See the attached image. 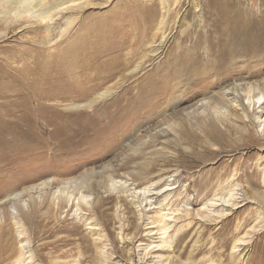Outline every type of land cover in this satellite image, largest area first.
<instances>
[{"label": "rangeland", "instance_id": "rangeland-1", "mask_svg": "<svg viewBox=\"0 0 264 264\" xmlns=\"http://www.w3.org/2000/svg\"><path fill=\"white\" fill-rule=\"evenodd\" d=\"M88 1L89 6L75 12L78 21L58 44L60 48L76 31H84L79 28L82 23H107L112 18L128 22L129 13L142 10L144 15L143 9L150 4L149 0ZM176 1L175 7L170 0L172 11L164 39L155 28L149 34L154 36L150 45L142 43L141 33L135 34L137 44L130 51L131 39L123 50L125 67L120 76L102 84L99 91L89 92L84 102L79 99L51 107L58 115L56 126L37 123L31 137L10 133V128L0 129V255L10 245V264L17 260L24 264H140L143 252L137 254L139 241L144 246L159 242L156 237L144 236L142 216L156 218L162 204L171 216L167 233L173 243L170 248L153 251L144 264H264V0ZM156 8L158 19L161 6ZM71 15L53 24L51 34L63 29L65 18ZM5 21L0 14V32L9 22ZM28 23L32 25L19 20L18 32L10 33L2 44L41 46L39 39L46 29L39 28L41 34L32 33L25 26ZM24 26L26 30L20 31ZM164 40L159 54L152 56L151 51ZM182 57L190 60L191 70L183 83L177 79L166 83L172 88L177 81L179 84L171 99L170 90L162 98H147L148 102L156 101L152 110H140L141 116L126 117L116 126L106 127L105 120H100L97 112L111 100L124 94L128 98L137 95L149 76L158 71V77L179 59L180 64L186 62ZM107 88L112 90L108 98L89 108H71L95 99ZM234 95L238 99L234 100ZM248 96L263 97L253 108L247 104ZM209 112L220 120L216 121L218 133L213 135L203 132L208 124L203 115ZM89 116L97 117V122H89ZM74 118L85 120L88 127L99 130V135L82 142H76L79 136H74L71 144H63L68 132L57 129L59 121L70 124ZM185 127L200 140L195 142L189 133L184 139L179 132ZM151 133L159 135L149 139ZM110 164L114 166L111 172L88 175ZM82 176L89 188H68L64 194L80 190L87 203L76 206L67 200L58 206L53 192L61 190L64 180ZM45 181H50L49 187L43 186ZM143 188L151 192L149 199L140 203L142 196L137 198L134 192ZM230 188L235 209L226 212L217 206L208 212L203 208L215 195L225 198L222 192ZM15 193L20 197L10 205L15 203L22 229L8 213L10 205L3 203ZM84 214L89 221L80 220ZM177 228L180 232L174 235ZM180 233L184 237L177 247L175 240ZM65 239L73 242L64 245L61 240ZM240 239L247 242L234 250V243ZM55 241L59 251L54 252L52 245L40 249L44 243ZM66 250L70 255L54 262ZM41 254L46 255L45 261Z\"/></svg>", "mask_w": 264, "mask_h": 264}, {"label": "bare ground", "instance_id": "bare-ground-1", "mask_svg": "<svg viewBox=\"0 0 264 264\" xmlns=\"http://www.w3.org/2000/svg\"><path fill=\"white\" fill-rule=\"evenodd\" d=\"M149 1L150 4L143 9L144 15L141 13L142 10L139 12L140 14H134L136 11L131 12L129 13L130 20L128 22L126 20L115 21L116 18H112V20H109L107 23L100 21L93 24H80L79 28L84 31L82 33H80L81 31H76V35L72 36V39L61 48L58 44H60V42L65 39L67 35H69L73 29L74 22L78 21L77 14L74 16L75 12H79L89 6L90 3L88 0H5L2 3L0 2V8H3V10L0 11L1 17H4L7 21H9L6 23L3 31L0 32V53H4V55L0 57V129L10 128V133L11 131L21 132L25 136L31 137L30 134H32L31 132L37 128V123L42 122L47 125L56 126L54 121L58 123L56 120V116L58 115L51 109V107L54 105H60L64 102L74 103V101H78L79 99L84 102L83 98H86L85 95H90L88 94L89 92L95 93L96 90L102 86V84L115 78L117 75L120 76L125 67L123 63V57L125 56V54H123V50L128 47L127 45L131 39L134 40V43L129 46L130 51L131 48H134L137 44V41L134 39L135 34L141 33L143 36L142 43L144 42L150 45L149 42L153 41L154 36H149V34L151 30L155 28L157 32H160L161 38L164 39L166 20L169 13L172 11L169 6L170 0H158V4L156 3V0ZM172 2L175 7L178 6V2L176 0H172ZM158 5L161 6V13H159L160 17L158 18L159 20L157 19L158 11L156 8ZM71 13H73V16L71 15L65 18V27L63 29H59L57 34H51L49 31L50 27L57 21L64 19L66 14ZM22 19L32 23V25H30V23L25 25L28 29H31L32 33L36 31L41 34V31L38 29L42 27L46 29L45 33H42L43 36L39 39L41 46L26 47L20 42L16 43L18 44L17 46L2 44L8 40L7 37L10 33L15 34L18 32L16 31V24ZM156 20L158 21L155 22ZM234 24L235 22H232L230 25L234 27ZM33 25L34 27H32ZM21 30H26V27L20 29V31ZM165 40L160 41V43L156 45L157 48L154 49V51H151L150 54L152 56H157L159 54V51L163 48ZM51 49L54 50L50 51ZM182 60H186L187 63L183 61V63L180 64L179 59L176 65H171L166 72L158 75V77H156V73L158 71L155 72L153 76H149L146 82L141 86L137 95L128 98L124 94L111 100V103L107 107L105 106L106 108L103 107L100 109L101 111L99 110L97 112L98 115L101 116L100 120H105L106 127L116 126L126 117L133 119L141 116L142 112H139L140 110L147 113L152 110L156 106V101L148 102L147 98H162L163 95H167L168 90H170L168 93L169 97L172 96L173 91L176 89L177 85H179L178 81L174 84L173 88L166 85V83L173 79L182 80L183 83L186 81V78L191 70V66H189L190 60L183 57ZM166 67L167 64L164 68ZM97 91H99V89ZM225 91L224 94L226 96L227 93H225ZM111 92L112 90L107 88L104 91L97 93L95 99L87 101L84 104L76 106L71 105V108H89L97 101H102L108 98L111 95ZM262 97L263 96H259L253 99V97L248 96V106L252 104L254 108V105L260 104ZM233 98L236 100L238 99V96L234 95ZM205 106L207 107V105ZM109 114L113 115L107 121L106 118H108ZM204 114L205 115L203 116H205V122L206 120L208 121V124L204 125V128L202 127L204 134L205 132L212 135L214 132L218 133L216 121H220L218 119L219 117L217 118L216 115L210 112L209 114ZM49 117L54 118V120L49 121ZM89 117L88 121L90 122L92 119L91 123L97 122L98 120L97 117ZM59 123L60 126L57 127V129H61L60 131L62 132H68L67 136L64 137L65 139L62 142L63 144H71L70 142L74 141L72 139L74 136H79L78 139H75L76 142H82L87 138L99 135V130L88 127V123L81 118L72 119L70 124L67 122L62 124L60 121ZM133 125L134 122L132 121L131 126ZM124 127L125 129H129L130 125H124ZM27 132L29 134L26 135ZM179 133L184 139H186L187 134H191L192 132L185 127ZM157 135H159V133H151L148 135V138L154 139ZM191 135L195 142L196 140H200H198L194 133ZM109 138L111 139L112 135H110ZM28 143L32 145L31 138ZM139 147L137 146V148ZM111 165L112 164L105 166V168H103L100 172L91 171L88 175H92L94 173L102 174L104 171L111 172L114 170V166ZM148 169L149 167L146 164L145 170L148 171ZM84 178L85 177L82 176V178L79 179L64 180L63 185L60 188L61 190L57 189L52 195L54 199L56 198L58 201V206H61L67 202V200H70V202L72 201V203L76 204V206H78L79 203H87V197L83 195L80 190L77 192V194H79L77 197L75 196L77 194H64L68 188H77V190L84 188V186L86 189L89 188V183H86ZM43 186L49 187L50 181L43 182ZM167 191L168 190L161 191V193ZM150 192V188H143L134 193L137 195V198L140 195L142 196L140 201V203H142L143 201L149 199L148 196L150 195ZM222 193L226 196L225 198L217 197V195H215L213 198L205 202L203 208L208 212H211V210L217 206L225 208L224 211L226 212H230L235 209V205L231 203L234 195L233 189L230 188V190L225 192L223 191ZM157 194L159 195V193ZM19 197L20 193H15L12 197L9 195L4 199L3 203L10 205V201L13 202ZM164 208L165 205L162 204L158 210L157 217L151 220L142 216V219H144L142 220L145 232L144 236L146 235L149 238L156 237L159 239V242L155 243L152 241L145 246L140 243L141 241H139V244L137 245V254L140 256L139 253L143 252V262L147 261V257L149 255L151 256L153 251L170 248L173 243L172 236H169L167 233L171 216L169 213L164 212ZM8 213H11L12 217H14V224L21 228L20 221L17 220L19 214L15 203L9 206ZM222 215L224 214L222 213ZM81 219L85 222L89 221V219L85 217V214L84 216H81L80 220ZM179 232L180 230L178 228L175 229L174 235ZM19 234L22 235L21 230ZM183 237L184 234L180 233L176 238L175 245L177 247L182 242ZM82 238L86 241L85 237ZM99 240H101L100 237ZM61 241H64V245L69 243L71 244L73 242L71 239ZM246 242L247 241L245 239L238 240L234 243L233 249L238 250V248ZM49 245H52V250L55 249L54 252L57 250L59 251L56 241L44 243L41 245L40 249L44 250L48 248ZM89 247L90 246L86 244V249H90ZM146 248L151 249H148L147 251ZM68 250L61 251L57 257H55L56 259L54 262H60L61 259L68 257L70 255L68 254ZM4 254L7 256L4 257ZM149 258L151 259V257ZM40 259L45 261L46 255L41 254ZM63 261L64 260H62L61 263ZM22 262L17 260L14 264H24V262ZM143 262L140 264H144ZM2 263L10 264V245H8L7 250L0 255V264Z\"/></svg>", "mask_w": 264, "mask_h": 264}]
</instances>
